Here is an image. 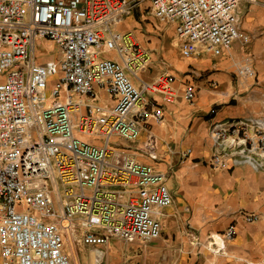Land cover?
<instances>
[{
  "label": "built area",
  "instance_id": "2783aa9c",
  "mask_svg": "<svg viewBox=\"0 0 264 264\" xmlns=\"http://www.w3.org/2000/svg\"><path fill=\"white\" fill-rule=\"evenodd\" d=\"M242 0H149L153 16L174 24L182 56L220 55L236 40ZM143 0H0V255L4 264H75L65 252L85 247L105 262L110 238L144 245L162 233L161 211L174 203L166 176L134 157L113 163V137L139 138L146 94H172V76L140 79L151 51L117 23ZM59 57L41 60L38 41ZM110 53L108 57H101ZM135 82H139L137 86ZM96 88L116 97L91 102ZM72 94L80 99L75 100ZM193 98L192 89L185 92ZM82 107L86 112L81 111ZM77 118L73 119V115ZM161 118L160 111L153 113ZM79 135L101 139V144ZM209 165L264 174V113L213 120ZM191 149L183 152L187 158ZM256 216L248 220H256ZM235 235L230 225L223 241ZM197 244H200V242ZM209 250L221 253L214 239ZM122 264H133L125 260Z\"/></svg>",
  "mask_w": 264,
  "mask_h": 264
},
{
  "label": "crops",
  "instance_id": "0c3cea01",
  "mask_svg": "<svg viewBox=\"0 0 264 264\" xmlns=\"http://www.w3.org/2000/svg\"><path fill=\"white\" fill-rule=\"evenodd\" d=\"M237 16L239 31L248 36V42L236 40L229 52L218 56L203 48L197 56H182L175 25L158 21L150 3L117 23L116 30H133L137 41L151 51L152 62L140 79L150 82L166 71L172 76V94H146L149 114L141 123L139 138L127 142L113 137L110 160L121 163L130 156L163 172L174 203L159 215L162 233L158 239L144 245L110 238L103 247V264H111V258L117 264L125 260L133 264H264V174L229 166L211 168V151L205 143L213 120L264 113V0H242ZM187 89H192V99L186 98ZM115 101L116 97L97 88L91 100L107 107ZM155 111H160V119L153 116ZM79 136L101 144L100 138ZM187 149L192 152L183 158ZM252 216L257 219L249 221ZM230 225L235 226V235L223 241ZM211 238L221 253L209 250ZM79 249L86 252L81 244L75 249L65 245L75 264H83ZM0 264H4L1 255Z\"/></svg>",
  "mask_w": 264,
  "mask_h": 264
},
{
  "label": "rangeland",
  "instance_id": "374dc122",
  "mask_svg": "<svg viewBox=\"0 0 264 264\" xmlns=\"http://www.w3.org/2000/svg\"><path fill=\"white\" fill-rule=\"evenodd\" d=\"M148 4H149V0H143V3L141 5L142 9L146 8V6H148ZM146 11H148V10H146ZM36 49H37V52H39L38 56L41 58V60L55 59L56 57H59V48L53 42H47V41H43V40L38 41L36 43ZM110 55H111L110 53H106V54H103L101 57H108ZM78 254H79V257L82 259V263L87 264L88 256H87L86 252L79 249ZM117 262L118 261H114V258H111V262H110L111 264H117Z\"/></svg>",
  "mask_w": 264,
  "mask_h": 264
}]
</instances>
